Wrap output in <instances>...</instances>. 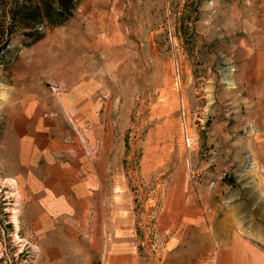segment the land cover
<instances>
[{"label":"rangeland","instance_id":"rangeland-1","mask_svg":"<svg viewBox=\"0 0 264 264\" xmlns=\"http://www.w3.org/2000/svg\"><path fill=\"white\" fill-rule=\"evenodd\" d=\"M16 1L23 0H0V264L48 262L38 249L42 236L22 225L5 161L14 110L8 99L39 77L49 93L54 82L66 92L74 76L100 86L93 126L112 150L120 210L133 223L126 239L104 215L96 249L80 235L66 264H176L194 232L176 218L178 207L195 195L263 196L264 162L257 161H264V139L252 136L236 83L250 66L249 40L263 31L264 0H80L73 18L81 23L69 19L38 34L10 19ZM54 63V74L42 75ZM256 206L261 234L251 218L238 223L264 246V202ZM119 217L125 224L126 214Z\"/></svg>","mask_w":264,"mask_h":264},{"label":"crops","instance_id":"crops-1","mask_svg":"<svg viewBox=\"0 0 264 264\" xmlns=\"http://www.w3.org/2000/svg\"><path fill=\"white\" fill-rule=\"evenodd\" d=\"M70 19L75 24L83 21L77 15ZM262 29V35L249 40L250 66L236 83L248 107V121L254 126L252 136L260 139H264ZM53 66L50 71L44 69L42 75L51 77L60 64ZM42 80L39 77L37 83L21 85L20 93L8 99L14 110L7 135L6 170L15 183L22 225L28 233L42 236L38 249L44 251L46 264H66L65 252L77 245L80 235L88 243L86 247L96 249L98 235L106 234L104 215L115 229L126 233L122 235L126 239L132 237L133 223L128 221V211L120 210V179L112 169V150L103 149L101 126H93L97 109L102 106L97 92L100 86L93 79L74 76L66 80V92L54 96L45 90ZM260 151L264 154V149ZM263 162L257 161L258 167L262 168ZM258 181L257 185H262ZM229 190L235 192L234 188ZM243 191L222 199L195 195L193 204L175 210L183 224L194 225L190 243L182 244L184 251L176 264H264V246L248 237L238 223L251 218L255 221L254 233L262 232L256 222L262 211L254 204L264 202V197ZM109 203V210H104ZM125 214L126 223L119 226V216L123 219ZM177 237L175 244L179 245L182 238Z\"/></svg>","mask_w":264,"mask_h":264},{"label":"trees","instance_id":"trees-1","mask_svg":"<svg viewBox=\"0 0 264 264\" xmlns=\"http://www.w3.org/2000/svg\"><path fill=\"white\" fill-rule=\"evenodd\" d=\"M80 0H23L16 1L10 19L23 28H55L73 17ZM29 33V32H28Z\"/></svg>","mask_w":264,"mask_h":264},{"label":"built area","instance_id":"built-area-1","mask_svg":"<svg viewBox=\"0 0 264 264\" xmlns=\"http://www.w3.org/2000/svg\"><path fill=\"white\" fill-rule=\"evenodd\" d=\"M49 91L54 96H59L65 92L62 84H60L59 82H54V83L50 84L49 85Z\"/></svg>","mask_w":264,"mask_h":264}]
</instances>
